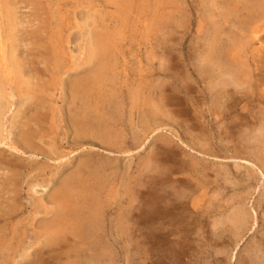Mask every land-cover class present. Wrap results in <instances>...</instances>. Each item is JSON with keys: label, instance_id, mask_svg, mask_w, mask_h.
Returning a JSON list of instances; mask_svg holds the SVG:
<instances>
[{"label": "rangeland", "instance_id": "rangeland-1", "mask_svg": "<svg viewBox=\"0 0 264 264\" xmlns=\"http://www.w3.org/2000/svg\"><path fill=\"white\" fill-rule=\"evenodd\" d=\"M104 1L0 0V264H264V0Z\"/></svg>", "mask_w": 264, "mask_h": 264}, {"label": "bare ground", "instance_id": "bare-ground-1", "mask_svg": "<svg viewBox=\"0 0 264 264\" xmlns=\"http://www.w3.org/2000/svg\"><path fill=\"white\" fill-rule=\"evenodd\" d=\"M98 1H99V0H97V2H98ZM105 1H107V0H105ZM105 1H104V2H105ZM110 1H111V0H110ZM126 1H127V0H126ZM128 1H130V0H128ZM128 1H127V5H128ZM140 1H141V0H140ZM153 1H154V0H153ZM111 2H112V1H111ZM111 2H110V3H111ZM114 2H117V0H115ZM120 2H121V1H119L118 4H119ZM130 2H131V1H130ZM108 3H109V2H107V4H108ZM125 3H126V2H125ZM149 3H150V2H149ZM155 3H156V2H155ZM95 4H96V3H95ZM113 4H114V3H113ZM113 4H112V5H113ZM120 4H121V3H120ZM129 4H130V3H129ZM133 4H134V2H133ZM152 4H153V2H152ZM92 5H93V4H92ZM109 5H110V4H109ZM115 5H116V3H115ZM115 5H114V6H115ZM130 5H131V4H130ZM106 6H107V5H106ZM119 6H120V5H119ZM150 6H151V5H150ZM160 6H162V5H160ZM117 8H118V7H117ZM128 9H129V8H128ZM131 9H134L133 6L131 7ZM135 9H136V8H135ZM135 9H134V10H135ZM119 10H120V7H119L118 11H119ZM126 10H127V9H126ZM128 11H129V10H128ZM131 11H132V10H131ZM146 11H147V10H146ZM120 12H121V11H120ZM125 12H126V11H125ZM125 12H124V13H125ZM114 13H115V11H114ZM116 13H117V12H116ZM124 13H123V14H124ZM117 14H118V13H117ZM120 14L122 15V13H119V15H120ZM92 15H93V13H92ZM95 16H96V15H95ZM114 16H115V15H114ZM134 16H135V15H134ZM93 17H94V15H93ZM115 17H116V16H115ZM115 17H114V18H115ZM122 17H123V16H122ZM119 18H120V16H119ZM123 18H125V16H124ZM125 20H126V19H125ZM125 20H124V21H125ZM95 21L97 22V20H95ZM117 21H118V20H117ZM119 22H120V21H119ZM152 22H153V21H152ZM98 23H99V22H98ZM98 23H97V24H98ZM122 23H123V22H122ZM46 24H47V23H46ZM119 24H120V23H119ZM130 24H131V23H130ZM49 25H50V24H49ZM60 25H61V24H60ZM99 25H100V24H99ZM105 25H106V24H104V26H105ZM109 25H110V24H109ZM112 25H113V24H112ZM112 25H111V26H112ZM55 26H57V25H55ZM47 27H48V25H47ZM102 27H103V26H102ZM108 27H110V26H108ZM117 27H118V26H117ZM117 27H116V28H117ZM54 28H55V27H54ZM58 28H59V26H58ZM96 28H98V27H96ZM99 28H100V27H99ZM99 28H98V29H99ZM111 28H112V27H111ZM52 29H53V28H52ZM55 29H56V28H55ZM55 29H54V31H55ZM65 29H66V28H65ZM56 30H57V29H56ZM107 30H108V29H107ZM118 30H120V28H119ZM57 31H58V30H57ZM116 31H117V30H116ZM44 32H45V31H44ZM106 32H107V31H106ZM108 32H109V31H108ZM113 32H114V31H113ZM41 33H42V32H41ZM45 33H47V32H45ZM56 33H57V32H56ZM62 33H63V32H62ZM99 33H100V32H99ZM111 33H112V32H111ZM116 33H117V32H116ZM36 34H37V33H36ZM109 34H110V33H108V35H109ZM112 34H115V33H112ZM38 35H39V34H38ZM57 35H59V34H57ZM62 35H63V34H62ZM105 35H106V33H105ZM105 35H104V36H105ZM110 35H111V34H110ZM58 37H59V36H58ZM94 37H95V36H94ZM106 37H107V35H106ZM106 37H105L104 40H106ZM110 37H111V36H110ZM253 37H254V36H253ZM92 38H93V37H92ZM98 38H99V37H98ZM100 38H101V37H100ZM101 39H103V38H101ZM254 39H255V38H254ZM256 39H257V38H256ZM88 40H89V39H88ZM98 40H99V39H98ZM49 41H50V40H49ZM101 41H102V40H101ZM113 41H114V40H113ZM54 42H55V41H54ZM106 42H107V41H106ZM106 42H105V44H106ZM48 43H49V42H48ZM107 43L110 44L111 42H107ZM112 43H113V45H114V42H112ZM67 44H68V43H67ZM90 44H92V43H90ZM103 44H104V43H103ZM109 44H108V45H109ZM249 44H250V43H249ZM93 45H94V44H93ZM93 45H92V46H93ZM101 45H102V44H101ZM116 45H117V44H116ZM118 45H119V44H118ZM253 45H254V44H253ZM255 45H256V44H255ZM94 46H96V45H94ZM104 46H105V45H104ZM250 46H251V45H250ZM82 47H83V46H82ZM85 47H86V46H85ZM109 47L112 48L110 45H109ZM115 47H116V46H115ZM34 48H35V47H34ZM39 48H40V47H39ZM95 48H98V47H95ZM95 48H94V49H95ZM106 48H107V47H106ZM110 48H109V51H110ZM248 48H249V47H248ZM250 48H251V47H250ZM41 49H42V48H41ZM251 49L253 50V48H251ZM257 49H258V46H257ZM257 49H256V50H257ZM97 50H98V49H97ZM107 50H108V49H107ZM111 50H112V49H111ZM254 50H255V49H254ZM38 51H39V50H38ZM81 51H82V50H81ZM87 51H88V50H87ZM99 51H100V50H99ZM101 53H102V52H101ZM101 53H100V56H101ZM112 53H113V52H112ZM249 53H250V52H249ZM256 53H257V52H256ZM11 54H12V53H11ZM38 54H39V53H38ZM94 54H95V53H94ZM1 55H2V54H1ZM54 55H55V54H54ZM104 55H105V54H104ZM216 55H217V54H216ZM250 55H251V54H250ZM252 55H253V54H252ZM47 56H48V55H47ZM56 56H57V55H56ZM211 56H212V55H211ZM254 56H255V55H254ZM4 57H5V56H4ZM105 57H106V56H105ZM45 58L47 59V57H45ZM57 58H58V57H57ZM80 58H81V57H80ZM106 58H107V57H106ZM100 60H101V59H99V61H100ZM108 60H109V59H108ZM5 61H6V60H5ZM46 61H48V64L50 63V62H49V58H48ZM76 61H77V60H76ZM104 61H105V60H104ZM206 61H207V60H206ZM102 62H103V60H102ZM218 62H219V61H218ZM2 63L4 64V60H2ZM45 63H46V62H45ZM68 63H69V62H68ZM88 63H89V62H88ZM94 63H95V62H94ZM227 63H228V61H227ZM230 63H231V62H230ZM48 64H47V65H48ZM99 64H100V63H99ZM225 64H226V63H225ZM228 64H229V63H228ZM0 65H1V64H0ZM100 65L103 66V64H100ZM253 65H254V64H253ZM51 66H52V64H51ZM239 66H240V65H239ZM49 67H50V65H49ZM231 67H232V66H231ZM57 68H58V67H57ZM57 68H56V70L58 71ZM67 68H68V67H67ZM92 68H93V67H92ZM103 68H104V67H103ZM244 68H245V67H244ZM250 69H251V68H250ZM59 70H60V69H59ZM65 70H66V68H65ZM78 70H80V69H78ZM63 71H64V70H63ZM40 72H44V71H41V70H40ZM220 72H221V71H220ZM249 72H250V71H249ZM37 73H38V72H37ZM96 73H98V72H96ZM234 73H235V72H234ZM234 73H233V74H234ZM238 73H239V72H238ZM250 73H251V72H250ZM89 75H90V73H89ZM62 76H63V75H62ZM91 76H92V75H91ZM91 76H90V77H91ZM105 76H106V74H105ZM215 76H216V75H215ZM237 76H238V75H237ZM38 77H39V76H38ZM76 77H77V76H76ZM70 78H71V77H70ZM74 78H75V77H74ZM77 78H78V77H77ZM84 78H85V77H84ZM234 78H235V77H234ZM245 79H246V78H245ZM71 80H72V79H71ZM81 80H82V79H81ZM83 80H86V79H83ZM87 80H88V79H87ZM218 80H219V79H218ZM227 80H228V79H227ZM229 80H230V79H229ZM91 81H92V80H91ZM91 81H88V82L91 83ZM215 82H216V81H215ZM218 82H219V81H218ZM84 83H85V82H84ZM90 83H89V84H90ZM92 84H93V83H92ZM216 84H217V83H216ZM85 85H86V84H85ZM91 86H93V85H91ZM91 86H90V87H91ZM225 86H226V85H225ZM91 88H92V87H91ZM33 90H34V89H33ZM92 90H94V89H92ZM227 90H228V89H227ZM238 90H239V89H238ZM238 90H237V91H238ZM87 92H89V91H87ZM28 93H29V92H28ZM209 93H210V92H209ZM238 94H239V93H238ZM28 95H30V94H28ZM83 95H84V94H83ZM261 96H262V95H261ZM2 97H5V95L2 96ZM28 97H29V96H28ZM89 97H90V96H89ZM242 97H244V96H242ZM25 98H26V97H25ZM25 98H24V99H25ZM239 98H240V97H239ZM259 98H260V97H259ZM262 98H263V97H262ZM19 99H20V98H19ZM22 99H23V97H22ZM26 99H27V98H26ZM26 99H25V100H26ZM25 100H24V102H25ZM220 100H221V99H220ZM120 101H121V100H120ZM17 102H18V101H17ZM115 102H116V101H115ZM87 103H88V102H87ZM6 104H7V103H6ZM18 104H19V102H18ZM18 104H17V105H18ZM229 104H230V103H229ZM7 105H8V104H7ZM39 105H40V104H39ZM21 106H22V105H21ZM40 106H41V105H40ZM40 106H39V107H40ZM89 106H90V105H89ZM89 106H88V107H89ZM97 106H98V105H97ZM17 107H18V106H17ZM85 107H86V106H85ZM90 107H92V106H90ZM101 107H102V106H101ZM8 108H9V107H8ZM5 109H7V108H5ZM36 109H37V108H36ZM47 109H48V108H47ZM85 109H86V108H85ZM87 109H88V108H87ZM115 109H116V108H115ZM232 109H233V108H232ZM21 110H22V109H21ZM74 110H76V109H74ZM112 110H113V109H112ZM112 110H111V111H112ZM76 111H77V110H76ZM80 111H81V110H80ZM7 112H8V111H7ZM83 112H84V111H83ZM5 113H6V112H5ZM74 113H75V112H74ZM15 114H16V113H15ZM1 115H2V114H1ZM117 115H118V114H117ZM240 115H241V114H240ZM14 116H15V115H14ZM80 116H81V115H80ZM2 117H3V116H1L0 118L2 119ZM45 117H46V116H45ZM53 117H54V116H53ZM77 117H78V116H77ZM85 117H86V116H85ZM4 118H5V116H4ZM4 118H3V119H4ZM12 118H13V117H12ZM18 118H19V117H18ZM49 118H50V117H49ZM78 118H79V117H78ZM80 118H82V117H80ZM239 118H240V117H239ZM94 119H95V118H94ZM115 119H116V118H115ZM76 120H77V119H76ZM83 120H84V119H83ZM87 120H88V119H87ZM98 120H99V119H98ZM110 120H111V119H110ZM11 121H12V119H11ZM102 121H103V118H102ZM102 121H101V122H102ZM114 121H115V120H114ZM0 122H1V120H0ZM76 122H77V121H76ZM84 122H85V121H84ZM88 122H89V121H88ZM96 122H97V121H96ZM257 122H258V121H257ZM263 122H264V121H263ZM10 123H11V122H10ZM10 123H9V124H10ZM15 123H16V122H15ZM20 123H21V122H20ZM77 123L79 124V122H77ZM98 123H99V122H98ZM233 123H234V122H233ZM11 124H12V126H13V122H12ZM17 124H18V122H17ZM70 124H71V123H70ZM78 124H77V125H78ZM85 124H87V123H85ZM100 124H102V123H100ZM100 124H99V125H100ZM104 124H105V123H104ZM0 125H1V124H0ZM21 125H22V124H21ZM26 125H27V124H26ZM79 125H80V124H79ZM90 125H91V124H90ZM90 125H89V127H90ZM105 125H106V124H105ZM215 125H216V124H215ZM253 125H254V124H253ZM262 125H263V124H262ZM10 126H11V125H10ZM27 126H28V125H27ZM87 126H88V125H87ZM87 126H86V127H87ZM3 127H4V126H3ZM21 127H22V126H21ZM68 127H69V126H68ZM83 127H84V126H83ZM100 127H101V125H100ZM108 127H109V126H108ZM252 127H253V126H252ZM23 128H24V127H23ZM23 128H22V130H19V131H21V133H18V134H20V135H19L20 138H19V140H18V144H17V145H19V143H20V144L22 145V148H23V149H20V148H19L18 146H16V145H11L10 148L12 147V150H15V152H17V153L25 154V150H35V149H34L35 144H34V139H33V138H34L33 132H32V131H28V130L24 131ZM97 128H98V127H97ZM97 128H96V130H97ZM115 128H116V127H115ZM115 128H114V129H115ZM242 128H243V127H242ZM20 129H21V128H20ZM106 129H108V128H106ZM15 130H16V129H15ZM103 130H104V128H103ZM115 130H117V129H115ZM255 130H256V129H255ZM259 130H260V128H259ZM263 130H264V129H263ZM0 131H1V130H0ZM5 131H6V129H5ZM93 131H94V130H93ZM105 132L108 133L107 131H105ZM105 132H104V133H105ZM97 133L101 135V133H99V132H97ZM106 133H105V134H106ZM114 133H115V132H114ZM258 133L260 134V132H258ZM15 134H16V133H15ZM105 134H104V135H105ZM108 134H109V133H108ZM0 135H1V134H0ZM94 135H95V134H94ZM109 135H110V134H109ZM122 135H123V134H122ZM249 135H250V134H249ZM251 135H252V133H251ZM251 135H250V136H251ZM254 135H255V132H254ZM260 135H262V134H260ZM52 136H53V135H52ZM74 136H75V135H74ZM83 136H84V135H83ZM85 136H86V135H85ZM98 136H99V135H98ZM236 136H237V135H236ZM242 136H243V135H242ZM263 136H264V135H263ZM4 137H5V136H4ZM95 137H96V136H95ZM100 137H102V135H101ZM122 137H123V136H122ZM261 137H262V136H261ZM114 138H115V137H114ZM157 138H158V137H157ZM238 138H240V137H238ZM256 138H257V137H256ZM107 139L109 140V139H111V138L108 136ZM107 139H106V140H107ZM73 140H74V139H73ZM82 140H83V138H82ZM102 140H103V139H102ZM161 140H162V139H161ZM257 140H258V138H257ZM260 140H261V139H260ZM80 141H81V140H80ZM83 141H84V140H83ZM98 141H99V140H98ZM108 142L110 143V141H108ZM225 142H226V141H225ZM233 142H234V141H233ZM249 142L251 143V141H249ZM119 143H121V142H119ZM119 143H118V144H119ZM227 143H228V142H227ZM257 143H259V142H257ZM260 143H261V141H260ZM263 143H264V141L262 142V144H263ZM102 144H103V143H102ZM112 144H113V143H112ZM235 144H236V143H235ZM254 144H255V143H254ZM254 144H253V142L251 143V145H254ZM115 145H116V144H115ZM193 145H194V144H193ZM203 145H204V144H203ZM232 145H233V144H232ZM238 145H239V144H238ZM242 145H243V144H242ZM242 145H241V146H242ZM251 145H250V146H251ZM259 145H261V144H259ZM241 146H240V147H241ZM245 146H246V145H245ZM251 147H252V146H251ZM254 147H255V146H254ZM254 147H253V148H254ZM263 147H264V146H263ZM213 148H214V147H213ZM253 148H252V149H253ZM209 149H210V148H209ZM209 149H208V150H209ZM211 149H212V148H211ZM228 149H229V148H228ZM234 149H235V148H234ZM241 149H243V148H241ZM248 149H249V148H248ZM252 149H249V150H251V152H252V151H254V150H252ZM254 149H255V151L257 150L256 147H255ZM259 149H260V147H259ZM108 150H109V149H108ZM115 150H116V149H115ZM119 150H120V149H119ZM212 150H213V149H212ZM235 150H236V149H235ZM239 150H240V149H239ZM117 151H118V150H117ZM117 151H116V152H117ZM245 151H246V150H245ZM255 151H254V152H255ZM15 152H13L12 154L16 155V157H17V153H15ZM47 152H49V151H47ZM111 152H112V151H111ZM243 152H244V151H243ZM249 152H250V151H249ZM251 152H250V153H251ZM257 152L259 153V151H257ZM257 152H256V153H257ZM261 152H262V151H261ZM3 153H4V152H3ZM234 153H235V151H234ZM236 153H237V152H236ZM244 153H245V152H244ZM247 153H248V150H247ZM247 153H246V154H247ZM262 153H263V152H262ZM239 154H240V153H239ZM2 155H3V154H2ZM61 155H62V154H61ZM247 155H248V154H247ZM256 155H257V154H256ZM261 155H262V154H261ZM18 156H20V155H18ZM27 156H28V155H27ZM29 156H30V155H29ZM29 156H28V157H29ZM263 156H264V155H263ZM263 156H262V157H263ZM67 157H68V156H67ZM190 157H191V156H190ZM257 157H258V155H257ZM259 157H260V154H259ZM18 159H19V157H18ZM48 159H49V158H48ZM105 159H106V158H105ZM258 159H259V158H258ZM51 160H52V159H51ZM259 160H261V159H259ZM78 161H79V160H78ZM82 161H83V160H82ZM98 161H99V160H98ZM195 161H196V160H195ZM257 161H258V160H257ZM263 161H264V159H263ZM18 162H19V161H18ZM31 162H32V161H31ZM31 162H30V163H31ZM59 162H60V161H59ZM68 162H69V161H68ZM255 162H256V161H255ZM14 163H15V162H14ZM21 163H22V162H21ZM24 163H25V162H24ZM69 163H71V162H69ZM79 163H80V162H79ZM84 163H85V162H84ZM91 163H92V162H91ZM262 163H263V162H261V165H262ZM65 164H66V162H65ZM192 164H193V163H192ZM22 165H23V164H22ZM67 165H68V164H67ZM69 165H70V164H69ZM79 165H80V164H79ZM91 165H92V164H91ZM24 166H25V165H24ZM32 167H33V166H32ZM59 167H61V166L59 165ZM63 167H66V166H63ZM262 167H263V165H262ZM26 168H27V167H26ZM35 168H36V167H35ZM35 168H34V169H35ZM263 168H264V167H263ZM36 169H37V168H36ZM36 169H35V170H36ZM61 169H62V168H61ZM74 169H75V168H74ZM92 169H93V168H92ZM98 169H99V168H98ZM186 169H187V168H186ZM38 170H39V169H38ZM95 170H96V168H95ZM95 170L93 169V171H95ZM33 171H34V170H33ZM40 171H41V170H40ZM40 171H39V172H40ZM98 171H99V170H98ZM196 171H197V170H196ZM200 171H201V170H200ZM35 172H36V171H35ZM229 172H230V171H229ZM37 173H38V172H37ZM231 173H232V172H231ZM233 173H234V172H233ZM72 174H73V173H72ZM88 174H89V173H88ZM203 174H204V173H203ZM227 174H228V173H227ZM68 175H69V174H68ZM68 175H66V176H68ZM201 175H202V174H201ZM29 176H30V175H29ZM33 176H34V175H33ZM51 176H52V175H51ZM69 176H70V175H69ZM73 176H74V175H73ZM77 176H78V175H77ZM194 177H195V176H194ZM205 177H206V176H205ZM36 178H37V177H36ZM42 178H43V177H42ZM65 178H66V177H65ZM68 178H69V177H67V179H68ZM71 178H72V176H71ZM73 178H74V177H73ZM84 178H85V177H84ZM12 179H13V180H16L15 177H13ZM67 179H66V180H67ZM81 179H82V177H81ZM85 179H86V178H85ZM64 180H65V179H64ZM66 180H65V181H66ZM68 180H69V179H68ZM82 180H83V179H82ZM203 180H204V179H203ZM47 181H48V180H47ZM76 181H77V180H76ZM32 182H33V181H32ZM39 182H40V181H39ZM65 183H66V182H65ZM68 183H69V182H68ZM77 183H78V182H77ZM81 183H82V182H81ZM224 183H225V182H224ZM69 184H70V183H69ZM69 184H67V185H69ZM75 184H76V182H75ZM196 184H197V183H196ZM225 184H226V183H225ZM33 185H34V184H33ZM36 185H37V184H36ZM70 185H72V184H70ZM70 185H69V188H70ZM83 185H84V183H83ZM87 185H88V184H87ZM90 185H91V184H90ZM92 185H93V184H92ZM95 185H96V184H95ZM197 185H198V184H197ZM29 186H30V185H29ZM37 186H38V185H37ZM39 186H40V185H39ZM198 186H199V185H198ZM200 186H201V185H200ZM202 186H203V184H202ZM9 187H11V185H10ZM84 187H86V186L84 185ZM84 187H82V188H84ZM99 187H100V186H99ZM195 187H196V186H195ZM34 188H35V187H34ZM74 188H76V187H74V185H73V189H74ZM80 188H81V187H80ZM10 189H11V188H10ZM21 189H22V188H21ZM35 189H36V188H35ZM89 189H90V188H89ZM94 189H95V188H94ZM197 189H198V188H197ZM45 190H46V189H45ZM59 190H60V189H59ZM76 190H77V189H76ZM76 190H75V192H76ZM85 190H86V189H85ZM95 190H96V189H95ZM187 190H188V189H187ZM10 191H11V190H10ZM19 191H20V190H19ZM22 191H23V190H22ZM43 191H44V189H43ZM69 191L72 192L71 189H69ZM92 191H94V190L92 189ZM193 191H194V190H193ZM33 192H34V190H33ZM36 192H37V191H36ZM48 192H49V191H48ZM73 192H74V191H73ZM79 192H80V191H79ZM81 192H82V191H81ZM81 192H80V193H81ZM96 193H97V192H96ZM185 193H186V192H185ZM11 194H12V193H11ZM11 194H9V195H11ZM14 194H15V193H14ZM43 194H44V193H43ZM65 194H66V187H65V186H62L61 190L57 193V195H56L55 197H57V196H58V197H59V196H65ZM71 194H72V193H71ZM73 194H74V193H73ZM40 195H41V194H40ZM75 195H77V194H75ZM79 195H81V194H79ZM79 195H78V196H79ZM86 195H87V194H86ZM92 195H93V194H92ZM95 195H96V194H95ZM7 196H8V195H7ZM15 196H16V195H15ZM15 196H14V197H15ZM69 196L71 197L70 194H69ZM82 196H83V195H82ZM9 197H10V196H9ZM17 197H18V196H17ZM87 197H88V196H87ZM4 199H7V198H4ZM9 199H10V198H9ZM77 199H79V198H77ZM83 199H84V198H83ZM85 199H87V198H85ZM17 200H18V199H17ZM64 200H65V199H64ZM98 200H99V199H98ZM14 201H15V200H14ZM18 201H19V200H18ZM31 201H32V200H31ZM85 201H86V200H85ZM91 201H92V200H91ZM11 202H12V199H11ZM11 202H10V204H12ZM26 202H27V201H26ZM67 202H68V201H67ZM27 203H28V202H27ZM71 203H72V202H71ZM77 203H78V202H77ZM80 203H81V202H80ZM187 203H188V202H187ZM15 204H16V203H15ZM17 204H18V202H17ZM17 204H16V205H17ZM19 204H20V203H19ZM98 204H99V203H98ZM0 205H1V204H0ZM27 205H28V204H27ZM61 205H62V204H61ZM101 205H102V203H101ZM8 206H9V205H8ZM12 206H13V205H12ZM18 206H19V205H18ZM21 206H22V205H21ZM77 206H79V205H77ZM85 206H86V205H85ZM97 206H98V205H97ZM3 207H5V206H3ZM13 207H14V206H13ZM15 207H16V206H15ZM30 207H31V206H30ZM81 207H82V206H81ZM87 207H88V205H87ZM93 207H94V206H93ZM163 207H164V206H163ZM9 208H10V207H9ZM19 208H20V206H19ZM72 208H73V207H72ZM77 208H78V207H77ZM96 208H97V207H96ZM98 208H99V206H98ZM170 208H171V207H170ZM5 209H7V208H5ZM21 209H22V208H21ZM28 209H29V208H28ZM84 209H85V208H84ZM89 209H90V208H89ZM7 210H9V209H7ZM16 210H17V207H16ZM16 210H15V211H16ZM23 210H24V209H23ZM38 210H39V207H38ZM9 211H10V210H9ZM30 211H31V210H30ZM40 211H41V210H40ZM44 211H45V210H44ZM3 212H4V211H3ZM3 212H2V213H3ZM69 212H70V211H69ZM84 212H85V211H84ZM92 212H93V211H92ZM243 212H244V211H243ZM21 213H22V212H21ZM30 213H31V212H30ZM32 213H33V212H32ZM76 213H77V212H76ZM86 213H88V212H86ZM93 213H94V212H93ZM244 213H245V212H244ZM12 214H13V213H12ZM12 214H11V215H12ZM33 214H34V213H33ZM54 214H55V213H54ZM70 214H71V213H70ZM70 214H69V215H70ZM82 214H85V213H82ZM97 214H98V212H97ZM246 214H247V213H246ZM11 215H10V216H11ZM36 215H37V214H36ZM80 215H81V214H80ZM85 215H86V214H85ZM95 215H96V214H95ZM242 215L244 216V214H242ZM74 216H75V215H74ZM246 216H247V215H246ZM28 217H30V216H28ZM36 217H37V216H36ZM85 217H86V216H85ZM88 217H89V216H88ZM26 218H27V217H26ZM26 218H25V219H26ZM33 218H35V217L33 216ZM89 218H90V217H89ZM91 218H92V217H91ZM246 218H247V217H246ZM35 219H36V218H35ZM78 219H79V217H78ZM98 219H99V218H98ZM243 219H244V218H243ZM26 220H27V219H26ZM93 220H94V218H93ZM3 221H4V220H3ZM8 221H9V220H8ZM8 221H6V219H5V222H8ZM28 221H29V220H28ZM32 221H33V219H32ZM69 221H70V220H69ZM73 221H75V220H73ZM76 221H77V219H76ZM84 221H85V220H84ZM12 222H13V221H12ZM36 222H37V221H36ZM243 222L245 223V220H244ZM243 222H242V223H243ZM33 223H34V222H33ZM63 223H65V222H63ZM71 223H72V222H71ZM75 223H76V222H75ZM10 224H11V223H10ZM29 224H30V223H29ZM29 224H28V225H29ZM37 224H39V223H37ZM82 224H83V222H82ZM86 224H87V223H86ZM238 224H239V223H238ZM35 225H36V223H35ZM61 225L63 226V224H61ZM79 225H80V224H79ZM84 225H85V224H84ZM241 225H242V224H241ZM4 226H5V225H4ZM40 226H41V224H40ZM40 226H39V229H40ZM66 226H67V224H66ZM85 226H86V225H85ZM85 226H84V227H85ZM87 226H88V224H87ZM89 226H90V225H89ZM5 227H6V226H5ZM43 227H44V226H43ZM80 227H81V226H80ZM90 227H91V226H90ZM95 227L97 228L96 225H95ZM24 228H26V226H25ZM24 228H23V229H24ZM70 228H71V227H70ZM85 228H86V227H85ZM1 229H3V228H1ZM44 229H45V228H44ZM86 229H87V228H86ZM92 229H93V228H92ZM94 229H95V228H94ZM13 230H14V229H13ZM24 230H25V229H24ZM24 230H23V231H24ZM32 230H33V229H32ZM45 230H46V229H45ZM57 230H58V229H57ZM73 230H74V229H73ZM78 230H79V229H78ZM78 230H77V231H78ZM81 230H82V229H81ZM87 230H88V229H87ZM0 231H1V230H0ZM82 231H83V230H82ZM27 232H28V231H27ZM85 232H86V231H85ZM87 232H88V231H87ZM92 232H93V231H92ZM15 233H16V231H15ZM17 233L19 234V232H17ZM17 233H16V234H17ZM43 233H45V232L43 231ZM57 233H58V232H57ZM65 233H66V232H65ZM70 233H71V231H70ZM81 233H82V232H81ZM83 233H84V232H83ZM90 233H91V232H90ZM12 234H14V233H12ZM36 234H37V233H36ZM36 234H35V235H36ZM41 234H42V233H41ZM63 234H64V233H63ZM77 234H79V232H78ZM86 234H88V233H86ZM8 235H10V234H8ZM8 235H7V236H8ZM14 235H15V234H14ZM20 235H21V234H20ZM38 235H39V234H38ZM70 235H71V234H70ZM82 235H83V234H82ZM10 236H11V235H10ZM12 236H13V235H12ZM25 236H26V235H25ZM30 236H31V235H30ZM40 236H41V235H40ZM53 236H54V235H53ZM74 236H75V235H74ZM77 236H78V235H77ZM22 237H23V235H22ZM34 237H35V236H34ZM42 237H43V236H42ZM49 237L52 238L51 234H50ZM58 237H59V236H58ZM7 238H8V237H7ZM15 238L18 239V237H15ZM19 238H20V237H19ZM28 238H29V237H28ZM13 239H14V238H13ZM36 239H37V238H36ZM49 239H50V238H49ZM9 240H10V239H9ZM26 240H27V238H26ZM81 240H83V239H81ZM11 241H12V240H10V242H11ZM32 241H33V240H32ZM45 241H46V240H45ZM57 241H59V240H57ZM61 241H62V240H61ZM8 242H9V241H8ZM12 242H13V241H12ZM24 242H25V241H24ZM47 242H48V240H47ZM47 242H46V243H47ZM59 242H60V241H59ZM51 243H52V242H51ZM18 244H19V243H18ZM22 244H23V243H22ZM9 245H10V244H9ZM26 245H28V244H26ZM54 245H55V244H54ZM59 245H60V244H59ZM59 245H58V246H59ZM12 247H13V245H12ZM39 247H40V246H39ZM50 247H53V246L50 244ZM0 249H1V248H0ZM39 249H40V248H39ZM7 250H9V249H7ZM12 250H13V249H12ZM40 250H41V249H40ZM40 250H39V251H40ZM3 251L5 252V250H3ZM14 252H15V251H14ZM21 252H22V251H21ZM0 254H1V253H0ZM20 254H21V253H20ZM26 254H27V253H26ZM42 254H43V253H42ZM104 254H105V253H104ZM14 255H16V254H14ZM23 255H24V254H23ZM11 256H12V255H11ZM20 256H22V254H21ZM20 256H19V257H20ZM100 256H101V255H100ZM16 257H18V256H16ZM34 257H35V256H34ZM105 257H106V256H105ZM11 258H12V257H11ZM22 258H23V257H22ZM22 258H21V259H22ZM96 258H97V257H96ZM99 258H102V257H99ZM12 259H13V258H12ZM98 261H99V260H98ZM103 261H104V259H103ZM103 261H102V262H103ZM104 263H105V262H104ZM98 264H99V263H98ZM100 264H101V263H100ZM102 264H103V263H102ZM105 264H106V263H105Z\"/></svg>", "mask_w": 264, "mask_h": 264}]
</instances>
